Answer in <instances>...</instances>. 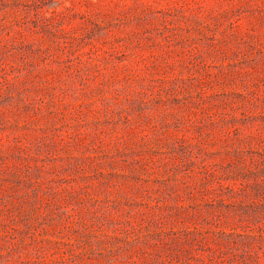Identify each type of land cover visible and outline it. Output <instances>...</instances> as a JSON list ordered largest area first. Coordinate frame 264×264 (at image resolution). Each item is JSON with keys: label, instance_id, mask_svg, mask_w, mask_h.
<instances>
[{"label": "rangeland", "instance_id": "1", "mask_svg": "<svg viewBox=\"0 0 264 264\" xmlns=\"http://www.w3.org/2000/svg\"><path fill=\"white\" fill-rule=\"evenodd\" d=\"M0 264H264V0H0Z\"/></svg>", "mask_w": 264, "mask_h": 264}]
</instances>
